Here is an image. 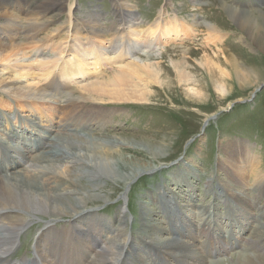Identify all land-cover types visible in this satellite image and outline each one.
I'll return each instance as SVG.
<instances>
[{"label": "rangeland", "instance_id": "rangeland-1", "mask_svg": "<svg viewBox=\"0 0 264 264\" xmlns=\"http://www.w3.org/2000/svg\"><path fill=\"white\" fill-rule=\"evenodd\" d=\"M260 1L0 0V47L4 45L0 50H5L4 54L8 51H12L11 55L17 54L11 57V60L0 63L3 67L21 58L27 61L24 64H34V67L30 66L33 74H43L45 68L37 69L36 63L41 61L46 67V62H49L48 66L52 67L60 57V50H66L68 53L72 49L83 47L86 51L104 48L110 52L112 47L118 52L133 41L134 34L137 42L134 44L133 57L143 60L159 75V82L148 81L150 94L146 103L112 102L106 96L83 89L79 83L72 84L71 89L67 91L60 88L57 84L58 78L53 75L51 78L56 79L54 85H51L53 80L50 78V82H41L45 86H39L46 96L44 100L19 98L0 89V114L3 113L13 123H21L23 118L25 122L20 124L23 128L32 127L35 121L41 125V130L51 129L55 134L59 131L67 132L68 135L77 136L79 139L93 140L95 144L119 141L121 144L117 147L125 157L123 160L128 163L127 166H150L148 169L158 167L153 171L137 173L126 185L113 184L103 177L97 183L94 192L100 200L89 203V206H94L90 212L101 222H109L112 216L122 217L126 222L123 227L126 235L122 239H126L127 243L135 237L138 239L135 240L136 243L147 247L146 233H139L141 214L145 211L142 205L146 210L149 208L155 217L163 221L168 220L161 212L159 200L161 191L168 193V189L175 186L169 181V174L179 175L178 172L184 168L195 172L196 179L192 178L195 183H192L195 186V196L191 200V207L197 215L192 222L196 228H192L195 231L194 237L190 238L188 234L187 238L193 241L202 256L207 259V262L202 264H249L252 251H246L244 248L250 247L251 240H257V237L253 236L254 230L258 224L259 228L262 227L261 223L251 224L243 236L235 238V244L228 241L226 232L218 231L215 236L210 238V235H207L206 238L205 230H202L200 238L197 229L201 219L198 216L199 210L204 212L211 208L214 213L221 214V221L226 220L229 223L232 220L226 216L227 211L231 209L229 206L232 207L233 204L236 213L239 210L243 212V208L237 206L235 201H229L218 186L219 182L223 184L236 180L243 192L248 194V199L251 198L249 201H256L255 204L251 203L255 206V212L264 209V0L258 3ZM35 11L38 16L40 14L45 17L42 19L45 26L35 28L30 22L31 14ZM10 18L15 22V26L7 23ZM173 19L184 22V34L180 39L173 43L165 42L158 48V44H152L148 45V49H144V45L150 43L151 37L154 38L153 35L158 36L157 31H153L155 25L160 29L163 23L173 24ZM244 19L250 23L245 25L242 22ZM70 20L75 24H68ZM42 22L40 23L43 24ZM97 24L104 27L99 38L84 29V26ZM151 25H154V28ZM152 31L155 33L150 36ZM255 36L257 38L254 40ZM91 61L92 59H89L88 63ZM179 63H182L179 65L180 70L187 75L182 82L178 81V72L174 68ZM57 65L59 67L60 63ZM108 67L91 80L101 81L112 76L114 69ZM57 70L54 69L55 72ZM27 139L29 142H23V138L20 142L26 151L25 154L30 157L29 162L21 160L22 168L31 174L34 173L38 180H47L46 178L50 177V181L64 182L65 179L77 178L81 184L86 185L85 178L90 180L96 176V172L88 166L89 163L74 159L59 161L56 159V153L49 159L50 163L40 165L36 159H39L38 154L43 149H31L32 140ZM243 150H248V155H252V162L259 161L255 171L261 181L257 182L254 174L252 176L249 168L252 165H248L242 176H234L235 170H238L236 167L245 164L240 160V152ZM2 156L3 154H0L1 158ZM186 163L190 165L183 167ZM126 168L122 167L120 170ZM2 169L3 165L0 171ZM83 173V178H79V174ZM214 177L219 182L214 181ZM93 180L91 182H94ZM71 187L74 188V184ZM213 200H217L215 208ZM179 201L183 202L184 199ZM204 218L207 221L208 215ZM173 219L178 221L175 213ZM47 221L45 216L35 214L19 224L21 228L18 237L12 241V253L17 250L10 254L11 264L16 260L23 264H41L36 260V254H39V261L40 256L46 263L51 261L52 257L46 254L44 245L40 248L37 244L39 234ZM249 222L252 223L253 220L250 219ZM3 223L0 222V225ZM71 223V218L62 217L49 225L55 229V236H67L68 240L71 238L73 241L76 238L72 235ZM115 224L116 222V227L118 223ZM161 225L168 226L163 223ZM237 226L238 223L233 229L238 232ZM165 234L163 233V236ZM230 240L233 241L234 238ZM42 242L43 240H40L39 244ZM253 244L258 252L257 244ZM55 248L58 255V248ZM165 252L161 254H170ZM253 253L257 256L255 251ZM0 254L2 255L1 250ZM157 255L156 259L151 256L153 261L150 260V264L167 263ZM137 257L135 256L134 260L137 261ZM168 258L167 264L193 263H183L181 260L176 262L171 259V255Z\"/></svg>", "mask_w": 264, "mask_h": 264}, {"label": "bare ground", "instance_id": "bare-ground-1", "mask_svg": "<svg viewBox=\"0 0 264 264\" xmlns=\"http://www.w3.org/2000/svg\"><path fill=\"white\" fill-rule=\"evenodd\" d=\"M261 2L262 0L258 3ZM36 12L37 11L34 13L32 12L30 22L36 26L35 28L45 26L46 24L42 22V19L45 17L40 14L38 16ZM234 13L236 14V12ZM132 18L134 20V17ZM242 22L245 25L250 23L246 19L242 20ZM7 23L15 26V22L11 18L8 19ZM172 23L173 24H169L168 22L163 23V26L160 29H157V24H154L155 29H153V31L156 30L158 36L155 37V35H153L155 32L153 31V33H149L150 36L153 35L154 38L152 39L151 37L152 42L150 41L147 46L143 44L144 49H148L150 47H148V45L154 44V46H156L158 44L159 46H156V48H158L165 42L168 44L180 39V36L184 34V22L180 19H173ZM68 24L74 25L75 23H72L70 20ZM158 25H160V23ZM77 27L78 26L76 25L75 30H77ZM84 29L95 38H99L100 35H102L100 32L103 31L104 27L101 24H97L84 26ZM213 30L212 27L211 31L213 32ZM88 32L86 34H88ZM171 32L174 34H171ZM114 35L116 34L114 33ZM132 36L133 41L129 42L126 48L120 49L118 52L116 51L117 49L112 47L110 48V52L104 48H96L95 50L92 49V51L88 49L86 51L83 47H77L68 53H66V50H60L58 53L60 57L55 60L52 67L48 66L49 62H46L45 64L47 68L41 61L36 63L35 67H37V69L41 67L45 68L43 74H33V72L30 71V66L34 67V64H24L27 63V61H23L20 57L19 60L12 58L15 61L11 65H8L7 67L0 65V89L5 90L7 93H12L19 98L27 97L30 99L44 100L46 96L41 91L42 88L39 86L43 84L41 82L47 81L54 75L58 78L59 83L57 82V84L60 85V88L67 91L71 89L70 87H72V84L79 83L83 89L91 91L94 94L96 93L97 95L106 96L112 102L123 101L146 103L149 100L148 96L150 94L147 85L148 81L149 83L159 82V75L156 73V70H153L151 67L149 68L143 60L133 57V51L135 50L134 44L137 41L134 34ZM256 38L257 37L255 36L254 40ZM2 46L4 47V45ZM4 51L0 50V63L11 60L10 58L16 54L14 53V55H11L12 51L10 52L8 50V52L4 54ZM89 59H92L90 63H88ZM57 63H60L59 67ZM181 64L182 63L175 65L174 68L178 72V81L182 82L186 79V74L180 70L179 65ZM108 66L113 67L114 69L112 76L101 81L91 80L93 77H98V75L102 74V71ZM55 68L58 69L56 72L54 71ZM52 80V82L48 81L52 83L51 85H54L56 79L53 77ZM252 97H254V95ZM9 119L10 118L4 116L3 113L2 115L0 114V154H3L2 158L0 157V167L3 165V169L0 171V222H7L0 225V250L2 251V255L4 254L3 257H0V264H11L8 257L12 253V248H14L12 241L18 237V231L21 228L19 224L25 222L29 217H34L35 214L45 216L48 220L44 225L43 232L41 231L39 236V239L43 240V242L41 244L38 243V246L41 248V245L43 244L46 254L52 258L50 257L51 261L46 263V260L40 256L41 264H150V260L153 258L156 259V254H158L157 256L160 260L167 263L169 255H171V259L176 262H179L180 260V262L183 263H186V261H189L190 263L193 262L192 264H202L203 262H207V259L202 256V252H199L198 247L193 244V241L187 238L188 234H190V238L191 236L194 237L195 231L192 228H196L195 224L192 225L196 213H193V207H191V200L193 196H195V186H193L195 184L194 179H196L195 172H190L184 168L182 171L178 172L179 175L169 174L168 179L175 186H173V189H168V193L161 191V198L159 200V204L162 208L161 212L164 213L165 217L167 216L168 220L163 221L155 217V214L151 212L149 208L146 210L145 206L142 205V208L145 209V211L141 214L140 231H138L139 233L141 232V234L146 233L147 241L145 243L147 247L136 243L135 240L137 241L138 239L135 237H133V240L130 243H127L126 239H122V237L126 235L123 230L126 222L122 217L112 216V220L109 222H101L90 212L94 206H89V203L100 200L94 192L95 189H97V183L101 181L103 177L108 181H111L113 184L124 183V185H126L137 176V173L153 171L158 167L154 168L151 166L152 168L148 169L150 166H137L135 168L131 167V164L127 166L128 163L123 160L125 157L122 156L117 147L121 144L119 141L111 140L105 144L101 143L100 145L98 143L95 144V141L93 142V140L88 141L83 140V138L79 139L77 136L74 137L68 135L69 133L67 132L61 133L59 131L60 133L56 132L55 134L53 133L55 131L51 129L47 131L41 130V125L39 126L35 121H33L34 124H32V127L23 128L20 126L21 123L25 122L23 118H21V123L19 121L13 123V121ZM22 138L23 142H29L27 138L32 140L31 149H43V151L38 154L39 159H36L40 165L50 163L49 159L54 156L55 153L56 159L59 161L74 159L78 161L80 160L83 163H89L88 166L96 172V176L92 178L95 183L91 182L92 179L89 180L87 178H85L86 185L84 183L81 184V181L77 178H69L70 180L65 179L64 182H58V180L54 182L50 181L49 177L46 178L47 180L42 178L44 181L39 178V181L34 173L31 174V172L22 168L21 160L22 162L23 160L29 162L30 158L25 154L26 151L23 146L20 145ZM132 145L130 146L132 147ZM52 146H55V148H52ZM247 152L248 150L240 152V160L243 161L242 163L245 162V164L236 167L238 170H235L236 174L234 173V176H242L245 173V170L248 169V165H252L249 167L252 176L254 174L253 177L257 182L261 181V179L258 178V173L255 171L256 167L259 166V161L256 160L255 162H252V155H248L249 153ZM187 165L190 164L186 163L183 167ZM122 167L127 168L121 171L120 168ZM129 168H131V170ZM69 175L70 173L67 176ZM83 176L84 173L79 174V178H83ZM215 178L216 177L213 178L214 181H218V179L215 180ZM235 181L231 180L230 183L224 182L223 184L218 181L219 183H217L218 186L222 188L223 193L227 195L229 201H235L237 206L243 208V212L237 209L239 212L236 213L232 202L231 204L233 208L229 206L231 209L228 211L227 209L225 210V212L227 211V218L230 217L232 219L229 223L226 220L221 221L220 219L223 218L221 214L214 213L211 208L202 212V210L195 207L199 210L198 216L201 218L198 224L199 228L197 229L199 231V237L202 230H205L206 238L207 235H210V238L215 236L218 234V231L221 233L226 232L229 239L228 241L235 244V238L240 235L243 236V234L247 232L248 227L252 226L251 224L261 223L262 227L259 228L258 224L254 230L255 233L253 232V236H256L257 240H251L249 243L250 247L248 248L246 246L244 249H246V251L253 250L250 253L252 258L248 260L249 264H264V209L258 208L259 210L255 212V206H252L251 203L255 204L256 201H249L251 198L248 199V194L243 192L241 185ZM192 183L194 184L192 185ZM73 184L74 188L71 187ZM80 187L84 189L81 190ZM216 193H218V191ZM179 199H184V201L181 202ZM216 201L214 203V208L215 206L217 207ZM206 204L208 205L209 203ZM174 213L178 217V221L173 219ZM206 215H208V219L206 218L207 221L204 218ZM171 216L173 218H171ZM62 217L72 219L70 228L72 230V235L76 238L73 241H71V238L68 240L67 236L65 238L64 236L63 238H58V235L55 236V229H52V225H49V223H54L59 219H62ZM250 219L253 220L252 223L249 222ZM174 220L175 222H173ZM114 222H116V224L118 223L116 227L114 226ZM162 223L167 224L169 227L161 225ZM237 223L238 232L233 229ZM180 225H182V227H180ZM163 233L166 234L163 236ZM61 234L63 235L62 232ZM233 238V241L230 240ZM53 241L54 243H51ZM253 243L257 244L256 247L259 250L258 252L254 249ZM55 247L58 248V255L55 253L57 250ZM163 251L169 252L170 254H167L166 252L167 255L161 254ZM254 251L257 253V256L254 255ZM153 253H155V255H153ZM2 255L0 254V256ZM135 256H138V262L134 260ZM151 256H153V258H151ZM248 256L250 257V255ZM64 258H66V261H64Z\"/></svg>", "mask_w": 264, "mask_h": 264}]
</instances>
